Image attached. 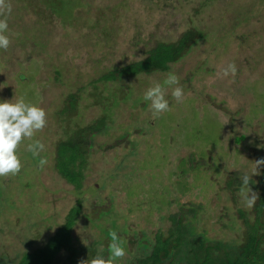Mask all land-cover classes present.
<instances>
[{
	"label": "rangeland",
	"instance_id": "1",
	"mask_svg": "<svg viewBox=\"0 0 264 264\" xmlns=\"http://www.w3.org/2000/svg\"><path fill=\"white\" fill-rule=\"evenodd\" d=\"M151 1L72 0L66 8L62 0L53 10L39 0H6L12 9L6 16L11 43L0 50V101L23 98L44 108L47 124L33 138L45 144L40 158L47 154L51 159L59 140L100 117L112 129L96 137L80 190L51 163L39 168V156L27 151L31 140L18 146L20 173L0 177V264H15L24 252L44 245L77 204L82 209L72 234L82 246L93 245L102 234L97 225L107 224L100 208L115 210L110 215L125 219L129 227L154 231L162 226L161 213L182 209L175 199L170 206L172 196L187 205L182 209L187 214L198 210L209 235L225 240L236 235L231 218L238 223L237 209L245 206L239 193L233 200L222 189L228 176H242L264 159V0ZM78 13L72 26L69 21ZM92 24L111 32L106 36ZM194 26L204 30L206 39L175 65L184 99L177 103L169 95L168 112L156 118L150 112L143 122L149 109L142 106L144 92L166 78L157 72L118 79L129 101L115 104L113 111L116 98H124L119 84L100 82L78 98L74 116L60 112L62 98L70 89L79 91L78 82L140 60L158 41H175ZM229 64L237 72L223 77ZM111 115L117 116L114 122ZM106 182L123 189L117 202L100 190ZM124 229L121 223L117 231ZM68 256L60 252L53 264H66ZM79 256L77 264H93L87 255ZM100 258L112 264L105 255Z\"/></svg>",
	"mask_w": 264,
	"mask_h": 264
},
{
	"label": "trees",
	"instance_id": "2",
	"mask_svg": "<svg viewBox=\"0 0 264 264\" xmlns=\"http://www.w3.org/2000/svg\"><path fill=\"white\" fill-rule=\"evenodd\" d=\"M39 1L49 4L53 10H57L59 7L57 4H60V1L62 2V0ZM70 1L72 0H64V7L70 8L72 5L69 4ZM157 1L162 4L161 0ZM151 3L156 4L154 0ZM117 5L115 4L114 6L116 7ZM114 6H112L113 11ZM78 16H81V14L78 13L75 20L71 18V21H69L72 26L75 25ZM89 22L90 18L84 20L83 27L87 28ZM91 26L95 30H100L105 35L111 32L107 33L106 27L97 29L99 27L97 24L95 26L92 24ZM205 39L206 34L204 30L198 28V26H194L182 32L180 37L175 41H158L153 47L146 50L145 56L140 60L132 61L126 65H116L90 82H78L77 87L79 91L74 93L70 89L66 97L62 98L64 105L60 109L61 111H59L68 117L70 115L74 116L73 112L76 111L77 105H80L78 98L82 97L84 92H87V87H96L100 82L119 84L116 89H120L119 93L124 98H116L111 105L113 111L115 104L118 105L121 101H129L125 97L127 89L122 83H119L118 79L127 76H140L146 73L154 74L156 72L161 76H167L169 72L177 74L176 69H174L175 65L180 63L185 58V55L192 51L197 41ZM98 40L100 39L96 41ZM100 59L101 57L99 59L92 58L90 62L99 61ZM58 70L60 71V69ZM188 79L190 80L192 77ZM117 91L114 90V94ZM130 104L129 106H133ZM142 106L144 109L149 108L143 112V114L147 113L143 120L145 123L151 110L147 102L143 103ZM111 116V121L114 122L117 116ZM112 122L110 124H113ZM107 123L105 117H100L85 127L72 131L71 134H67L68 132H66V138L59 140L54 146L55 149L53 148L52 152H50L51 159L48 158L47 154L42 155L47 160L44 168H47L48 164L51 163L52 170L55 168L61 178L72 184L76 190L82 189L85 170L88 168V157L90 156L91 148H94L97 143L96 137L101 134L107 135L112 129L108 127ZM126 132H121L118 135L125 134ZM242 138H244V135L236 137V141L238 142ZM138 146L136 148H139ZM134 154L136 155V153ZM180 164L183 167V163ZM120 167L122 168V166ZM242 176L237 173L234 176H228L230 179L226 178V186L222 191L224 193L230 192L233 197L228 195V198L234 200L237 193L240 194L242 190H248L241 183ZM31 177L29 176V178ZM37 177L39 179V176ZM108 183L106 182L100 190L102 192L106 190L108 192L106 195L111 196L117 202L122 195L123 189L117 190V186L114 187L115 190L111 189V185ZM249 186L252 191L258 194L259 198L252 209H247L246 207L237 209V219L239 222L235 224V218H231V229L235 230L236 235L227 240L209 235L208 230L204 229L197 219L199 216L198 210L196 209L191 214H187L182 210L187 205L180 201L179 196H172L169 198L170 206H172V199H175L176 205L182 209L176 214L161 213L160 222L162 226H158L154 231H150L138 224L137 227H129L125 219L115 218L113 215H110L114 214L115 210L110 212L109 207L100 208V217L105 218L107 224L102 223L101 225H97L102 234L96 236L93 245L82 246L74 242L75 238L72 234V229L82 209L77 204L69 210L64 222L59 225L55 233L47 237L44 245L33 251L24 252L15 264H53L55 257L62 251L69 253L66 264L81 263L79 254L88 256L89 261L87 263L97 264V258L104 255L106 258L109 256L107 246L110 242V233L112 231L118 233L120 243L126 249V255H131L130 257L125 256L116 260L115 264H123L125 260V264H264V165L259 169V174H256L255 177L252 176ZM113 208H116V206L114 205ZM90 221L93 224L95 219H90ZM121 223H124L126 226V229L122 233L117 231ZM34 236H38V234ZM103 241L105 243L104 246L101 245ZM108 260L110 259L108 258ZM110 261L113 264V261Z\"/></svg>",
	"mask_w": 264,
	"mask_h": 264
},
{
	"label": "clouds",
	"instance_id": "3",
	"mask_svg": "<svg viewBox=\"0 0 264 264\" xmlns=\"http://www.w3.org/2000/svg\"><path fill=\"white\" fill-rule=\"evenodd\" d=\"M12 11L6 0H0V50L6 51L10 46V38L7 35L9 24L6 16ZM237 68L235 64H229L223 69V77L235 76ZM170 90V91H169ZM177 103L184 99V89L179 85V78L174 72H169L163 83H155L147 88L143 94V100L150 106L153 118L170 110L168 96ZM47 124V113L43 107L26 102L23 98L0 101V177L15 176L20 173L22 161L17 154L18 146L25 140L32 142L27 144V151L34 156H40L45 150V144L40 140H34L36 133L42 131ZM47 164L45 158H40L38 166L43 169ZM264 165V159L255 161L250 172L245 173L241 183L248 190L241 191L242 203L247 209H252L258 200V194L250 188L252 176L259 174V166ZM109 256L113 261L126 256V249L121 245L117 232L110 233V242L107 246ZM97 264H104L103 258H97Z\"/></svg>",
	"mask_w": 264,
	"mask_h": 264
}]
</instances>
